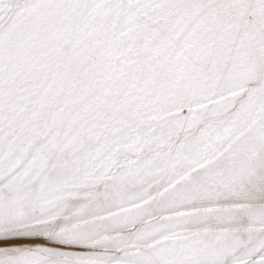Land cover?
<instances>
[{
	"label": "snow or ice",
	"instance_id": "1",
	"mask_svg": "<svg viewBox=\"0 0 264 264\" xmlns=\"http://www.w3.org/2000/svg\"><path fill=\"white\" fill-rule=\"evenodd\" d=\"M0 264H264V0H0Z\"/></svg>",
	"mask_w": 264,
	"mask_h": 264
}]
</instances>
